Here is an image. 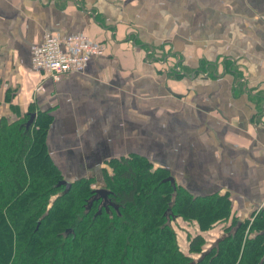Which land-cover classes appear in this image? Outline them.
<instances>
[{"label": "crops", "instance_id": "1", "mask_svg": "<svg viewBox=\"0 0 264 264\" xmlns=\"http://www.w3.org/2000/svg\"><path fill=\"white\" fill-rule=\"evenodd\" d=\"M49 32L106 50L53 82L31 69ZM31 106L51 109L66 181L139 154L194 196L227 195L264 234V0H0V119Z\"/></svg>", "mask_w": 264, "mask_h": 264}, {"label": "trees", "instance_id": "2", "mask_svg": "<svg viewBox=\"0 0 264 264\" xmlns=\"http://www.w3.org/2000/svg\"><path fill=\"white\" fill-rule=\"evenodd\" d=\"M28 110L0 119V264H264L260 218H235L227 195H192L146 156L111 159L99 180L66 188L46 148L51 109ZM176 219L195 226L185 253ZM218 225L210 244L204 233Z\"/></svg>", "mask_w": 264, "mask_h": 264}, {"label": "built area", "instance_id": "3", "mask_svg": "<svg viewBox=\"0 0 264 264\" xmlns=\"http://www.w3.org/2000/svg\"><path fill=\"white\" fill-rule=\"evenodd\" d=\"M105 50L102 43L92 41L86 34L45 33L43 40L30 49L31 69L58 82L64 75L82 73L90 58L103 55ZM34 90L43 88L38 84Z\"/></svg>", "mask_w": 264, "mask_h": 264}, {"label": "rangeland", "instance_id": "4", "mask_svg": "<svg viewBox=\"0 0 264 264\" xmlns=\"http://www.w3.org/2000/svg\"><path fill=\"white\" fill-rule=\"evenodd\" d=\"M36 111H39V110H36ZM14 120H17V119H14ZM14 120H12V121H14ZM8 122H11V121H8ZM173 227H174V230H175V232H176V234L178 236L177 241H178L179 247L185 253L187 245H188L187 236H188V234L192 235V234L196 233V231H194L195 230L194 229L195 226H193L192 224H187L182 219H176L174 221V223H173Z\"/></svg>", "mask_w": 264, "mask_h": 264}, {"label": "water", "instance_id": "5", "mask_svg": "<svg viewBox=\"0 0 264 264\" xmlns=\"http://www.w3.org/2000/svg\"><path fill=\"white\" fill-rule=\"evenodd\" d=\"M36 116L35 113H31L29 115V119L26 122V128L29 127V125L33 122L34 117ZM167 180L169 181H174V178L172 176L168 177ZM61 184L64 185L66 188H68L70 186V182L63 180L61 181ZM97 194H99L100 196H102L103 198H106L107 196V191H105L104 189H98L97 190Z\"/></svg>", "mask_w": 264, "mask_h": 264}]
</instances>
